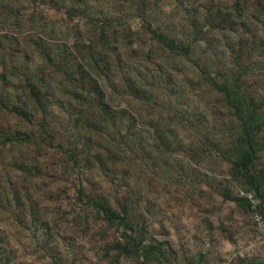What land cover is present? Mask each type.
<instances>
[{"label":"rangeland","instance_id":"rangeland-1","mask_svg":"<svg viewBox=\"0 0 264 264\" xmlns=\"http://www.w3.org/2000/svg\"><path fill=\"white\" fill-rule=\"evenodd\" d=\"M246 129L264 0H0V264H264Z\"/></svg>","mask_w":264,"mask_h":264},{"label":"trees","instance_id":"trees-1","mask_svg":"<svg viewBox=\"0 0 264 264\" xmlns=\"http://www.w3.org/2000/svg\"><path fill=\"white\" fill-rule=\"evenodd\" d=\"M149 28L151 29V31L155 37L160 38L163 41H166L168 44L172 45L174 48L181 50L187 56H189L190 52H189V47L187 45L181 46L180 44H177L174 40H172L169 36H167L165 34L158 33L151 26ZM209 78L211 80V83L215 87L227 92L226 88L225 87H219L218 84L215 82V80L210 75H209ZM228 98L230 99V96H228ZM234 107H235V110L237 112H239V108L236 106H234ZM13 110L20 115H24V113L18 107H14ZM245 133H246L245 139L247 142V146L249 148V152L244 155L242 160L236 162L235 165L243 168L244 170L249 171V176H248L249 177L248 178L249 184L252 186V188L259 195L263 196L262 195V188H263L264 182L252 170V163L254 160V154H253V145H252V140H251V131L246 129ZM91 201L95 207H98L101 209L105 218H107V219H119L121 223L126 222L125 216H119V215H116L115 213H111L109 210L105 209L102 205H100L97 201H95L93 199H91ZM123 236L126 240L133 241V243H132L133 245H137V246L139 245V243L137 244V240H135L134 238L129 236V234L124 233Z\"/></svg>","mask_w":264,"mask_h":264},{"label":"built area","instance_id":"built-area-1","mask_svg":"<svg viewBox=\"0 0 264 264\" xmlns=\"http://www.w3.org/2000/svg\"><path fill=\"white\" fill-rule=\"evenodd\" d=\"M250 199H252V195L249 196ZM257 222L259 224V227L262 231H264V219L261 216L257 217ZM224 264H233L231 262H225Z\"/></svg>","mask_w":264,"mask_h":264}]
</instances>
